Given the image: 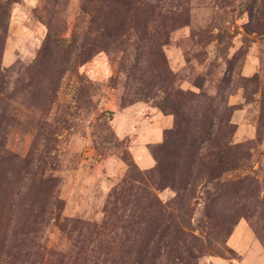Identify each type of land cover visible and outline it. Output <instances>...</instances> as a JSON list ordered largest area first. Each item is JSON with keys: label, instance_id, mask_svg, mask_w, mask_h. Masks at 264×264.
Here are the masks:
<instances>
[{"label": "rangeland", "instance_id": "374dc122", "mask_svg": "<svg viewBox=\"0 0 264 264\" xmlns=\"http://www.w3.org/2000/svg\"><path fill=\"white\" fill-rule=\"evenodd\" d=\"M0 264H264V0H0Z\"/></svg>", "mask_w": 264, "mask_h": 264}, {"label": "crops", "instance_id": "0c3cea01", "mask_svg": "<svg viewBox=\"0 0 264 264\" xmlns=\"http://www.w3.org/2000/svg\"><path fill=\"white\" fill-rule=\"evenodd\" d=\"M134 109H136L135 106H127L119 112V115H121L120 117L124 120L127 118L131 110ZM141 111L144 110L142 109ZM139 122L142 125V132L139 133V136H141V140L143 139L149 143V141L157 142L162 139L164 130L169 128L172 119L168 115L163 114L152 113L148 116L147 114L141 113ZM124 125L125 122H123L122 125L114 126V129L119 136H125V132L123 131L125 127ZM130 128L131 124L127 123V131L130 130ZM137 145H139L137 148L131 150L135 162L144 169L152 167L154 165V159L147 149L146 144L138 142Z\"/></svg>", "mask_w": 264, "mask_h": 264}, {"label": "trees", "instance_id": "16d2710c", "mask_svg": "<svg viewBox=\"0 0 264 264\" xmlns=\"http://www.w3.org/2000/svg\"><path fill=\"white\" fill-rule=\"evenodd\" d=\"M157 172H160V170H159V165H158V167H157V170H156Z\"/></svg>", "mask_w": 264, "mask_h": 264}]
</instances>
